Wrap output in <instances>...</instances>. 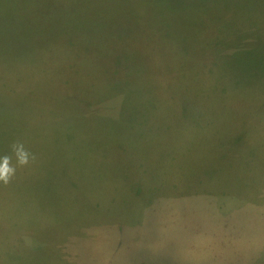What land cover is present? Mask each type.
I'll return each mask as SVG.
<instances>
[{"label":"rangeland","instance_id":"1","mask_svg":"<svg viewBox=\"0 0 264 264\" xmlns=\"http://www.w3.org/2000/svg\"><path fill=\"white\" fill-rule=\"evenodd\" d=\"M16 141L0 264H264V0H0Z\"/></svg>","mask_w":264,"mask_h":264},{"label":"clouds","instance_id":"2","mask_svg":"<svg viewBox=\"0 0 264 264\" xmlns=\"http://www.w3.org/2000/svg\"><path fill=\"white\" fill-rule=\"evenodd\" d=\"M10 148L11 154L0 156V183L4 185L12 181L18 167H26L36 159L35 154L27 150L20 141L13 142Z\"/></svg>","mask_w":264,"mask_h":264}]
</instances>
